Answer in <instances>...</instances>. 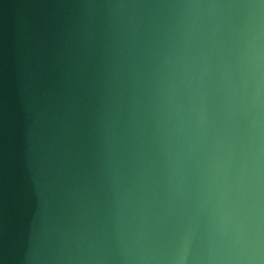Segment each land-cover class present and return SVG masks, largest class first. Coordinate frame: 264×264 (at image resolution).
<instances>
[{"label": "water", "instance_id": "water-1", "mask_svg": "<svg viewBox=\"0 0 264 264\" xmlns=\"http://www.w3.org/2000/svg\"><path fill=\"white\" fill-rule=\"evenodd\" d=\"M0 264H264V0H0Z\"/></svg>", "mask_w": 264, "mask_h": 264}]
</instances>
